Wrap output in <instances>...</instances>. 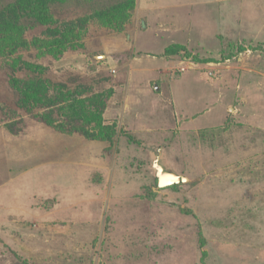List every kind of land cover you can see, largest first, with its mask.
<instances>
[{"label":"rangeland","instance_id":"1","mask_svg":"<svg viewBox=\"0 0 264 264\" xmlns=\"http://www.w3.org/2000/svg\"><path fill=\"white\" fill-rule=\"evenodd\" d=\"M46 1L88 24L17 54L43 105L0 59V264H264V0Z\"/></svg>","mask_w":264,"mask_h":264},{"label":"trees","instance_id":"2","mask_svg":"<svg viewBox=\"0 0 264 264\" xmlns=\"http://www.w3.org/2000/svg\"><path fill=\"white\" fill-rule=\"evenodd\" d=\"M123 4L98 9L92 16L103 20V23H112V29L121 30L126 24V6ZM51 6L52 2L46 0H0V59L12 58L9 82L20 95L19 105L23 108L35 103L43 105L41 97L49 80L39 72L36 76H26L24 73L23 78L16 77L14 64L28 66L26 60L17 54L30 47L37 49L41 56L74 50L87 29V18L60 19L55 16ZM35 29L39 33L28 38V32Z\"/></svg>","mask_w":264,"mask_h":264},{"label":"water","instance_id":"3","mask_svg":"<svg viewBox=\"0 0 264 264\" xmlns=\"http://www.w3.org/2000/svg\"><path fill=\"white\" fill-rule=\"evenodd\" d=\"M155 168V176L157 178L158 186L163 187L169 184L173 183H179L181 181H184L185 178L183 176H179L173 172H170L168 170H165L161 164L158 163V160H156L153 164ZM169 177L170 180H166L164 177ZM166 181V182H165Z\"/></svg>","mask_w":264,"mask_h":264},{"label":"bare ground","instance_id":"4","mask_svg":"<svg viewBox=\"0 0 264 264\" xmlns=\"http://www.w3.org/2000/svg\"><path fill=\"white\" fill-rule=\"evenodd\" d=\"M164 178H165L166 180H170V178H169V177H167V176H166V177H164ZM165 182H166V181H165Z\"/></svg>","mask_w":264,"mask_h":264}]
</instances>
